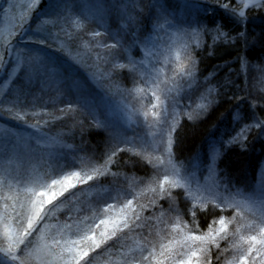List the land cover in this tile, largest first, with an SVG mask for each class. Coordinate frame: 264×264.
Segmentation results:
<instances>
[{
	"label": "trees",
	"instance_id": "trees-1",
	"mask_svg": "<svg viewBox=\"0 0 264 264\" xmlns=\"http://www.w3.org/2000/svg\"><path fill=\"white\" fill-rule=\"evenodd\" d=\"M7 1L0 0V20ZM225 2L230 5L240 3L239 0ZM244 12L245 19L238 23V18L225 14L215 0H197L195 4L184 0H40L32 7L24 21L26 29L56 32L63 44L68 42L85 53L88 66L72 63L61 49V53L52 51L55 38L44 37L43 45L49 46L45 51L37 50V40L27 42L29 49L42 55L44 62H51L46 65L62 78L61 89L56 92L46 87L45 74L38 71L33 78L32 70L23 65L0 98V125L21 134L28 127L22 116L17 118L19 110H26L25 118L34 116L30 115L31 111L44 110L33 117L34 125L56 141L60 160L66 167L71 165L69 160H81L82 165L94 167L95 173L93 180L69 188L63 196L44 206L48 215L28 237V248L45 222L61 218L62 221H67L66 218L73 221L81 212L88 213L84 210L87 209L86 202L95 200L89 197L90 192H103L98 199L104 202L133 194L135 205L127 216L129 227L115 230L114 236L89 251L80 264L102 262L108 255L116 256L117 253L121 257L137 244L145 245L155 253L161 252L162 239L173 230L183 229L190 236H207L213 220L217 221L212 225L215 243L207 244V251L202 254L200 242L192 241L197 253L193 262L229 264L238 260L242 253L246 254L255 229L244 215L245 211L233 204L201 202L185 188L163 183L161 171L147 156L153 152L148 153V149L139 144L124 143L113 126L97 121L85 104L86 101L104 99L134 113L147 111L150 84L140 61L158 63L163 81L171 89L167 99L178 109L170 141L173 160L184 169L195 162L204 166L211 162L209 156L215 151L213 168L219 184L226 182L241 194L264 201V127L252 128L242 143L233 140L245 124L252 122L253 104L256 105L255 113L264 118V8H245ZM72 13L80 16L79 29L70 26ZM217 22L223 24V30L235 39L214 40L212 35L205 33L204 29H214ZM60 24L65 25L63 31L72 32L70 36L59 32ZM173 28L177 34L181 33L176 45L181 48L176 53H172L170 44ZM19 31L11 35L12 43L17 42L15 37ZM95 32L101 35L94 41L92 34ZM102 39L106 42H99ZM97 43L101 46L97 47ZM129 59L136 62L134 70L107 75L113 60L127 65ZM7 72L8 69L0 75V83L8 77ZM96 76L104 77L97 79ZM51 81L49 77L47 82ZM238 114L243 118L237 119ZM98 125H103V129ZM131 131H135V139L141 135V131L133 126L125 134ZM116 146L126 150L106 163L105 152ZM37 148L44 150L40 146ZM161 184L163 190L172 193L174 207L181 213L180 221H177V212L169 210V201L159 195ZM72 200L80 209L75 216L70 215L71 211L59 212L54 208L58 202L69 204L71 201L74 205ZM3 202L8 203L5 199ZM217 204L219 208L215 207ZM193 205L197 206L195 223L189 212ZM14 207L16 211L20 210L16 203L7 204L4 210L0 202V213L16 230L15 212L11 213L14 216L10 214ZM24 211L27 214V210ZM136 214L140 216L139 221L135 220ZM221 218L225 220L226 228L216 235ZM178 222L179 228L176 227ZM253 254L246 256L247 264H254ZM159 259L155 264H172L170 257L160 258L159 255ZM0 264H3L2 257Z\"/></svg>",
	"mask_w": 264,
	"mask_h": 264
},
{
	"label": "rangeland",
	"instance_id": "rangeland-1",
	"mask_svg": "<svg viewBox=\"0 0 264 264\" xmlns=\"http://www.w3.org/2000/svg\"><path fill=\"white\" fill-rule=\"evenodd\" d=\"M184 1H187L188 4H195L197 2V0ZM39 2L40 0L35 3V6ZM32 3L33 0H8L2 19L0 20V54H5L6 48L10 53L5 55V59L0 62V75L3 74L4 70L8 69V77L4 83H0V98L8 91L10 80L23 65L32 70L33 78L34 74L38 71L43 75L45 74L46 81L44 79L42 81L44 80L46 87L53 88L56 92H59L61 89L59 86L62 83V78L55 75V70L46 65V63L51 64V62H44L41 54L33 49H29L27 42L43 40L44 37L55 38L56 45L52 51L57 50L60 52L59 49H61L63 51L62 54L72 63L88 66L85 63L87 60L85 53L74 44L73 46L75 47H71L68 42L63 44L61 38H57L56 32L43 33L41 28L33 31L26 29L24 21L32 9V7H29ZM10 5L11 7H9ZM70 13H68V16ZM22 16L25 17L24 21H21ZM69 18H71L69 21L70 26L73 29H79V25H81L80 16L72 13ZM64 26L60 24L59 32L63 33L62 35L70 36L72 32L70 30L68 32L63 31ZM174 29L170 31L173 34L170 36L172 53H176L181 48L180 46L176 47L178 35H181V33L177 34ZM18 30H20L19 34L15 37L17 42L12 43L11 35ZM99 42L106 41L102 39ZM39 49L45 51L49 49V46L39 43L37 50ZM141 65L142 72L149 79L150 84L151 97L147 111L138 110L137 113H134L121 105H114L104 99L96 102L86 101L87 109L100 123L108 127L113 126L114 132L124 143L129 145L139 144L145 146L149 151L148 153L153 152L147 156L153 159L161 171L163 183L174 185L173 182H176V186L185 188L201 202L213 201L222 202L226 205L233 204V206L245 211L246 214L244 213V215L253 224V228L255 229L250 237L256 236L257 241H259L262 238L259 230L261 227H264V201L255 200L250 196L243 195L237 188L228 186L226 182L223 185L219 184L215 175V169L213 168V162L217 155L215 151L209 156L211 162L204 166L195 162L188 169L179 167V164L173 160L170 150L171 132L178 116V109L175 108V104L172 100L167 99L171 89L163 81L158 63L153 65L150 61H140ZM49 77L52 79L51 82H47ZM102 77L104 76H96L97 79H101ZM5 107L8 110V107ZM44 112L42 109L35 110L31 111L30 115L34 114L35 116ZM25 114H27L26 110H19L17 113L18 116H22V121L28 127L21 134L0 125V202L3 208H5L3 199L8 201L7 204L16 203L17 206H20L23 203L28 214L30 202L39 199L38 194L40 192L47 191L49 186H51L52 191H61L59 185H52L53 180L60 181L65 175H69L73 171L92 175L95 173V168L87 164L82 165L81 160L77 159L69 160V164L71 165L66 167V163L60 160L61 154L59 148L56 146V141L52 137L42 133L34 125V116L25 118ZM130 126L138 128L141 131V135L137 137L138 140L134 138L133 132L135 131L126 132L125 134V131ZM38 145L43 147L44 150L38 149ZM210 166L212 170H210ZM73 184L78 186L83 183L73 180ZM20 192L27 194V196H22ZM102 195L103 192H90L89 197L92 196L95 200H88L86 202L87 209L84 210L88 213L81 212L73 221H68V218H66L67 221H62L63 218H61L55 221H47L41 225L32 240L31 246L28 248V251L31 252L29 258L30 264H75L71 260L74 253L68 251L69 247H86L84 244L71 245V241L76 240L78 235L87 232L99 242L102 239L105 240L113 236V231L124 228L123 221L127 219V216L134 209L133 194H127V196L120 195L118 199H112L111 202H104L98 199ZM30 196L33 198L31 199ZM73 200L72 203L74 205L71 204V201L70 205L58 202L54 208L59 212H63L64 210L71 211L72 214L70 215L75 216V212L80 209L79 205L75 204ZM129 200L132 201L130 206L127 203ZM14 212L12 210L10 214ZM66 224L72 225V227L68 228L65 226ZM9 229L11 231H8ZM216 230L218 229L216 228ZM9 236L14 238L15 230L13 225L0 213V247L7 246L10 242ZM189 236L183 229H180V231L173 230L172 233H169L162 239V247L159 250L161 252L155 253L152 249L145 248V245L137 244L128 248L130 252L121 257L118 253L116 256L108 255L105 260H101L102 262L97 261L94 264H155V262L160 260L159 255L160 258L170 257L172 264H174L175 261L181 258L187 259L190 249L194 251L192 241L187 239ZM53 241H59V243H53ZM252 243L249 240L247 250ZM257 249L260 253H264V245L258 242L254 244L252 261L254 264H264V255L258 254ZM180 253L186 255L181 257ZM19 254L23 255V253ZM247 255H249L248 251L246 254H241L246 262L248 261L246 259ZM192 264H195L193 260ZM232 264H240V258L232 261Z\"/></svg>",
	"mask_w": 264,
	"mask_h": 264
},
{
	"label": "snow or ice",
	"instance_id": "snow-or-ice-1",
	"mask_svg": "<svg viewBox=\"0 0 264 264\" xmlns=\"http://www.w3.org/2000/svg\"><path fill=\"white\" fill-rule=\"evenodd\" d=\"M38 0H33V3L29 5V7H34L35 3H37ZM216 5L221 8L225 14L230 15L232 17H236L237 22H241V20L245 19V12L244 9H254V8H264V2L262 0H240L239 4L230 5L229 3L225 2V0H215ZM11 7V5L9 6ZM25 17H21V21H24ZM56 23L57 21H44V23ZM23 26V25H21ZM223 24L217 22L214 29H204L206 34L212 35L214 40H233L234 37H231L229 33L225 32ZM101 34L99 32H95L92 34L93 40L95 41L96 37H99ZM241 36H244V33H240ZM37 43L43 44L45 41L38 40ZM97 47H100L101 45L99 43L96 44ZM105 47H111V46H105ZM10 54L8 52V49L6 48L5 54H0V62H2L5 59V55ZM98 58L99 57L98 55ZM129 65L131 66V69H129ZM136 66V62L129 59L128 64H120L116 63L114 60L111 63V69L108 71L107 75H111L112 73H119L124 70H134ZM185 71H188V69H185ZM157 99H159L157 97ZM255 107L256 105L253 104V119L251 123H247L243 126L240 133L237 134L236 137L233 138V140L237 143H242L243 140L246 139L247 133L252 130V128H261L264 127V118H262L260 115L255 113ZM71 110V109H69ZM63 111V110H61ZM17 118H20L19 116ZM189 118L191 119V116L189 115ZM237 119H242L239 114L236 117ZM103 125H98L99 129H103ZM83 131V129H82ZM125 148H120L119 146H116L112 148L110 151L105 152L106 157V163L108 161H112L114 157L118 155L119 152L125 151ZM210 170L211 166H210ZM94 177L92 175L82 174L78 171H73L69 175H65L62 180L57 181L53 180L52 185H59L61 188V191H52L51 186H49V189L47 191L40 192L39 199L32 200L30 202V207L28 209V214H25V205L23 203L20 204V210L16 211L15 207L13 210L15 211V217H14V223L16 224V230H15V236L14 238L9 236L10 242L7 244L6 247H0V257L3 258V264H30V256L31 252L28 251V245L30 241L28 240V237H30L34 231L37 230V226L45 220L48 213L45 211V205L51 204L54 199L57 198V196H63L65 192L68 191L69 188L75 187V184H73V180H76L78 182L84 183L86 181L93 180ZM167 179V177H165ZM174 186H176V182H173ZM162 191L160 192L161 198H165L169 201V210L176 211L177 212V221H180L181 219V213L174 207L173 204V195L170 191L163 190V185H160ZM128 206L132 204V201L129 200ZM215 207L219 208L220 205L217 204ZM5 208H7V204H5ZM48 211H51L50 209ZM189 212L192 215L193 223L196 222V212H197V206L193 205L191 209H189ZM135 220L139 221L140 216L138 214L135 215ZM103 223V221H102ZM217 223V221L213 220L212 225ZM220 229L215 230L216 235H219L221 232H224L226 228V222L223 218L219 220ZM212 225L209 226V232L207 236H189L187 237L188 240L191 241H199L201 244L200 252L203 254L207 251L206 245L209 243H215L216 236L213 235L214 229L212 228ZM68 228H71L72 225H65ZM123 226L125 228L129 227V223L127 219L123 221ZM179 222L176 224V227L179 228ZM114 227H116L114 225ZM7 228V226H6ZM8 231H11L10 229ZM260 234L261 239L257 241L256 236L250 237V240L253 242L249 248H248V254L250 255L253 251V247L255 243H260L264 245V227L260 228ZM116 233L115 231L112 232V235L114 236ZM103 236V234H102ZM53 243H59V241H53ZM101 243H104V240H100L99 242L90 236L87 232L78 235V238L76 240L71 241V245H81L84 244L86 247H79V248H72L69 247L68 251L73 252L74 254L71 257V260L75 262V264H80V261L83 260L85 257L89 255L90 250H95L96 248H99L101 246ZM20 245H24V248L21 249ZM218 247V245H217ZM258 254L264 255V253H260V251L257 249ZM19 253H23V255H20ZM181 257H183L184 253H180ZM196 251H192L190 249V254H187V259L181 258L178 261H175L174 264H192V257L196 256ZM147 259V258H145ZM198 264H204L202 261H198ZM207 264H210V261L207 262ZM229 264H232V262H229ZM240 264H247L245 258L243 256L240 257Z\"/></svg>",
	"mask_w": 264,
	"mask_h": 264
}]
</instances>
